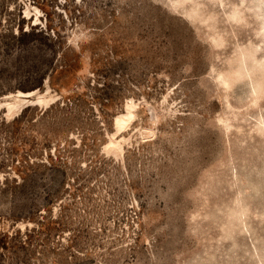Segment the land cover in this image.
<instances>
[{
	"label": "rangeland",
	"instance_id": "rangeland-1",
	"mask_svg": "<svg viewBox=\"0 0 264 264\" xmlns=\"http://www.w3.org/2000/svg\"><path fill=\"white\" fill-rule=\"evenodd\" d=\"M0 264H264V0H0Z\"/></svg>",
	"mask_w": 264,
	"mask_h": 264
},
{
	"label": "clouds",
	"instance_id": "clouds-1",
	"mask_svg": "<svg viewBox=\"0 0 264 264\" xmlns=\"http://www.w3.org/2000/svg\"><path fill=\"white\" fill-rule=\"evenodd\" d=\"M85 35H87L85 32H84Z\"/></svg>",
	"mask_w": 264,
	"mask_h": 264
}]
</instances>
